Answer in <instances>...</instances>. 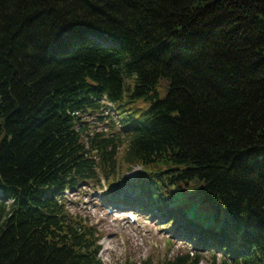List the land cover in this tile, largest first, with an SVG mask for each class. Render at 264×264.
<instances>
[{"label": "trees", "instance_id": "obj_1", "mask_svg": "<svg viewBox=\"0 0 264 264\" xmlns=\"http://www.w3.org/2000/svg\"><path fill=\"white\" fill-rule=\"evenodd\" d=\"M100 100L121 130L86 143L72 113ZM120 145L154 208L196 209L211 264H264V0H0V264H100L58 197Z\"/></svg>", "mask_w": 264, "mask_h": 264}, {"label": "rangeland", "instance_id": "obj_2", "mask_svg": "<svg viewBox=\"0 0 264 264\" xmlns=\"http://www.w3.org/2000/svg\"><path fill=\"white\" fill-rule=\"evenodd\" d=\"M83 119L92 122L90 126L97 131L105 129L104 124L97 123L94 118L84 116ZM139 169L134 167L126 175H134ZM101 191L96 192L90 185L83 186L67 192L65 201L69 213L89 219L96 227L102 237L99 258L103 264H160L165 256L172 258L177 253L192 251L190 241L173 237L164 220L154 214L147 217L148 212H138L135 216L139 222L129 224L123 212L114 208L113 203L96 200L98 193L103 194ZM201 195L202 192H199L189 199L196 208L201 205ZM184 196L188 193L184 192ZM170 240L173 241L171 246ZM202 255L200 264H210L211 254Z\"/></svg>", "mask_w": 264, "mask_h": 264}]
</instances>
